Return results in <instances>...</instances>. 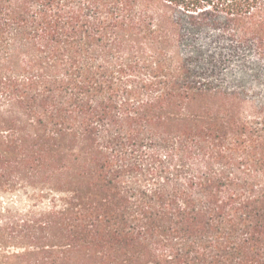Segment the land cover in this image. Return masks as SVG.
<instances>
[{
  "label": "trees",
  "instance_id": "16d2710c",
  "mask_svg": "<svg viewBox=\"0 0 264 264\" xmlns=\"http://www.w3.org/2000/svg\"><path fill=\"white\" fill-rule=\"evenodd\" d=\"M260 74L264 0H0V264H264Z\"/></svg>",
  "mask_w": 264,
  "mask_h": 264
},
{
  "label": "rangeland",
  "instance_id": "374dc122",
  "mask_svg": "<svg viewBox=\"0 0 264 264\" xmlns=\"http://www.w3.org/2000/svg\"><path fill=\"white\" fill-rule=\"evenodd\" d=\"M234 67H237V62H235V61L232 62L229 65V67H228L229 71L234 72V70H233ZM233 77H234L233 73L228 75V79H231V80L236 79V78H233ZM260 78L263 79L264 78V74H260ZM243 79H245L247 83H250L251 79H253V81H255V76L253 75V73H250V74H247V78H240L237 81H244ZM256 85H258V87L250 88L251 93L257 92L259 90L260 94L264 95V87H261V85L258 84V83Z\"/></svg>",
  "mask_w": 264,
  "mask_h": 264
}]
</instances>
